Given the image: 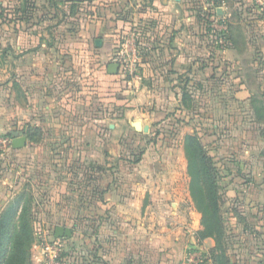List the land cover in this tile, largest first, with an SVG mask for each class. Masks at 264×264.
<instances>
[{
    "label": "crops",
    "instance_id": "obj_1",
    "mask_svg": "<svg viewBox=\"0 0 264 264\" xmlns=\"http://www.w3.org/2000/svg\"><path fill=\"white\" fill-rule=\"evenodd\" d=\"M25 1L31 3V8L22 4ZM39 1L51 3L42 8V12H46L44 17L49 19L59 18L55 22L59 26L73 23L79 17L78 27H65L66 33L79 34L80 42L93 43L81 45L84 58L79 53L82 64H79V75L61 69V60L42 61L40 38L35 43L33 37L23 40L24 35L33 33L38 26L37 22L29 21L41 10ZM171 1L15 0L17 7L13 15L17 20L8 29L17 34L16 49L23 47L21 45L31 46L27 48L28 52L13 59L17 83L12 85L9 80L0 83V211L17 194L25 191L32 197L45 194L41 204L33 199L32 209L48 210L57 185L62 198L75 209H90L93 203L97 211L106 208V214L96 215V239L100 243L96 264H147L145 253L155 242L160 254L159 264H183L188 248L207 252L215 245L212 237L197 241L196 234L201 228L199 215L183 212L193 208L187 199L189 177L186 172L151 170L143 160L136 167L129 155L114 151L119 150V137L107 143L108 153H99L98 146L104 148V128L113 134L119 128L135 133L134 123L139 122L145 133L151 119L168 109L170 102L165 103L159 91H164L174 101L175 94L171 97V90L179 89L183 107L180 87L185 82L192 83L189 92L193 113L214 114L216 108H221L218 112L230 113L233 108L242 114L252 109L253 101L264 99V80L261 90H251L247 88L245 76L229 72L234 64L227 56L233 47H223L222 37L230 38L229 45H235L236 39L231 34L233 11L227 0H192L185 4V9V0ZM238 1L240 16L246 15L248 3L258 1L264 5V0ZM158 2H163L165 8L158 9ZM189 4L192 10L186 9ZM204 12L210 14L208 23L203 21ZM261 23L264 25V20ZM262 27L259 37L264 45ZM51 32L50 26L47 33ZM116 33L134 35L144 49L140 78L125 81L118 70L116 73L109 71ZM174 43H180L179 53L176 58L166 60L165 56L174 51ZM75 48V45H54L53 49L65 50L67 60L75 63ZM214 55L222 59L216 60ZM90 59L88 75L87 60ZM220 68L224 69L221 73ZM175 72H179V83L173 78ZM105 97L111 103L106 114L115 115L106 122L101 117L105 114ZM210 121L215 125L213 119ZM237 122H243L242 118ZM37 130L41 132V138H30V133ZM13 133L25 137L24 146H12ZM89 150L94 152V157L88 155ZM61 162L77 168L91 164L92 180L82 194L94 192L95 198L73 200L78 193L73 183L62 185V181L68 179L66 177L58 176L51 184L47 180L48 187L43 191L39 186L35 187L34 178L43 176L47 166L55 168ZM53 172L50 170L49 178L53 177ZM239 192L247 193L246 189H239ZM251 205L256 210L255 215L244 222L251 226V231L244 229L232 235L231 241L246 244L241 253L246 264H260L261 258L264 259V204ZM164 209L176 211L168 220L169 227L164 225L158 232L152 231L153 222L157 221L152 210ZM63 222L53 225L52 231L58 226L69 228ZM240 224L231 220L234 228ZM43 262V255L33 257V264Z\"/></svg>",
    "mask_w": 264,
    "mask_h": 264
},
{
    "label": "rangeland",
    "instance_id": "obj_2",
    "mask_svg": "<svg viewBox=\"0 0 264 264\" xmlns=\"http://www.w3.org/2000/svg\"><path fill=\"white\" fill-rule=\"evenodd\" d=\"M190 1L192 0H185L183 4L184 9L185 4ZM227 2L233 11L231 34L236 39L235 45L232 44L233 49L227 56L234 64V66L231 65L229 72L245 76L248 89L261 90L263 86L262 80H264V45H262L259 35L263 28L262 26H264L261 23L264 20V5L258 1L256 3H248L245 7L246 15L240 16L237 10L239 1L227 0ZM160 3H157L159 5L157 6L158 9H164L165 5L163 2ZM22 4L25 5L26 3ZM48 4L51 3H48V1L38 2V5L41 7L40 12H38L40 17L37 14V17L30 19L29 23L37 22L39 27L37 26L33 33L24 35V37L22 36L23 40H27L26 37L29 39L33 37L35 43V40L40 38L43 44L40 48L42 61L61 60L65 67L63 68L62 66L61 69H65L67 73L71 72L72 75L73 73L79 75V72H81L80 66L82 65L80 64L81 55L79 53H82V57L84 58V50L80 49L82 48L81 45H93V43L88 41L86 43L80 42L78 40L80 39L79 34L71 35L66 33V26H79V17L73 23H66L60 26L55 24V22L60 20L59 18L49 19L48 17H44L46 12H42V8L47 7ZM16 7L17 3L15 0H0V83L9 80L12 82V85L17 83L13 59L17 55L28 52L27 48L31 46L21 45L23 47L20 46V49H16L17 34L8 29L12 25H15L14 22L17 20L13 15ZM41 13L43 14L41 15ZM168 13L170 12L168 11ZM48 20L52 22L49 23ZM50 26L52 34L47 33ZM113 37L115 42H113L112 56L123 35L122 33H116ZM54 45H75L76 51H74L73 57L76 60V64L67 60L65 50H54ZM179 45L174 43V51L165 56L166 60L177 57ZM141 53L142 55L139 56L140 64L136 68L139 74H141L142 59L144 57L143 51ZM173 54L175 56H171ZM221 59V56L216 58V60ZM87 62V73L89 75L92 59L87 60ZM156 70L158 69L156 68ZM219 70L220 73L224 71L222 68ZM122 73L119 72L120 78L124 77ZM175 74H173V78H176L177 83H179V72H175ZM18 80L20 81V79ZM177 83L174 86L177 87ZM189 87L191 90L192 83H189ZM171 92V97L173 96L172 94H175L176 100L174 101L169 99L164 91H159L161 99L164 102L166 101L165 103H170L167 110L160 115L156 114L151 119V124L145 133L142 130L133 133L131 130L125 131L119 128L116 134H113L111 130L104 128V148L98 146L97 151L99 153H108L107 143L110 139H117L119 137V150L114 151L119 154L129 155L130 161L134 162L136 167L140 166V162L143 160V163L151 170L175 171L177 173L180 170L185 171L189 177V181L187 182V199L191 203L190 207L193 208L192 210L187 209L183 212L187 215H190L191 212L198 214L200 224L203 221L209 222V231L215 232L213 212L208 207L207 187L205 180H203L204 176L200 162L201 154H203L205 160L208 161L209 170H211V173L215 177V186L218 194V216L220 215L221 217L224 229L223 245L227 256L219 258V264H246L247 260L241 257L242 250L246 248V244L234 243L231 241V237L232 235L241 233L244 229L251 231V226L248 227L244 224L248 218H253L255 215L256 210L251 204H264V113H254L255 110H264V99H258L252 109H247L242 114L237 113L233 108H230L232 111L230 113L218 112L221 111V108H216L213 112L214 114H202L193 113L194 108L191 102L181 107L179 89H173ZM107 101L108 99L106 100L105 97L103 103L105 114L101 116L104 122L109 121L110 118L115 116L106 114L109 111V105H111L110 101ZM239 118H242L243 122H240L242 124L237 122ZM211 119L215 121V125L210 121ZM216 119L220 120L217 121ZM147 121L149 120L147 119ZM195 143L200 144L201 151ZM63 154L65 155L66 153L63 152ZM88 155L94 157V152L89 150ZM61 158H64V156ZM73 168H76V166ZM50 170L54 171L52 173L54 178H49L48 175H51ZM89 170V163L81 166V168L78 166V171L81 173L80 180L74 179L71 174L72 168L68 164L61 162L55 168L47 166L43 173L40 171L43 176L34 178V185L35 187L39 186L40 191H43L42 189L48 187L47 180L51 184L54 182L52 179L58 176L66 177L68 179H64L62 185H64V182L73 183V186L75 185V192L82 194L84 190L89 188L86 187L87 184L91 183L89 176L92 173L90 172L89 176L87 175ZM191 176H194V190L192 189V182H190ZM177 182H179V178ZM190 187L192 193H190ZM55 189L57 191L55 195H52L54 198H52L51 206L48 207V210L40 208L34 211L32 223L29 226L31 240L28 248V261L30 264H33V257L35 255H42L39 239L40 230L48 229L52 234L53 225L64 221V225L71 229V236L61 239L64 248L60 251V257L64 259L65 264H96V252L100 247V243L96 239V215L98 213L106 214L108 210L101 208V210L97 211L95 203L92 204L89 210H76L73 205L70 206L68 201L62 198L58 185L55 186ZM239 189H246L247 193L242 194V192H239ZM45 196V194L39 197L34 196L32 199L41 204L42 200H45ZM81 196L87 197L88 195L84 193ZM170 212L171 210L169 211L168 209L152 210L153 216L157 217V221H152L154 224L151 230L158 232V228L161 226L166 225L169 227L168 220L176 211ZM177 212L179 213V211ZM47 215L50 216L47 217ZM159 216L163 219L159 218ZM232 219L241 223L240 226L236 228L231 226ZM18 230L19 225L13 227L14 233H17ZM156 245V242L153 243L152 249L145 253L147 264H159L161 262ZM86 251L90 252V254H86L87 256L83 254ZM259 263L264 264V259L261 258ZM206 264H210V262Z\"/></svg>",
    "mask_w": 264,
    "mask_h": 264
},
{
    "label": "trees",
    "instance_id": "obj_3",
    "mask_svg": "<svg viewBox=\"0 0 264 264\" xmlns=\"http://www.w3.org/2000/svg\"><path fill=\"white\" fill-rule=\"evenodd\" d=\"M25 7L28 6L31 8V3L25 1ZM53 4V3H52ZM187 10H192L193 7L191 4H189L186 7ZM209 15L207 12H204L203 21L208 23ZM224 45L223 47L229 48L233 47V45L230 44V38L227 36L222 37ZM143 56L145 54L144 49L142 46H140L139 54L140 56ZM189 82H185V85L181 88V102L186 106L189 102L192 104V97L189 86ZM255 102L253 101V107ZM254 113H264V110H255ZM30 138L35 139L37 137L41 136V132L39 130L32 131L30 133ZM41 138V137H40ZM199 147V150L201 151L200 144L195 143ZM200 162L202 164V170H203V176L205 180V184L207 187V199H208V207L211 212H213V221L215 222L214 227L216 229L215 232H210L209 230V222L203 221L201 225V229L197 231V241H201L204 238L212 237L215 241V245L212 249L207 251L208 254V260L207 262H210V264H219V258H224L226 253L224 252V229L222 225V220L220 215L218 216V199H217V191L215 186V177L214 174L211 173V170H209V164L208 161L205 160V156L201 154ZM264 155V153H263ZM91 165V164H90ZM72 168L73 171L71 173L76 176L77 179L80 180L81 173L78 171V168H73L74 166H69ZM93 167V166H92ZM90 169L91 166H90ZM87 172V171H86ZM87 175L89 176V173ZM92 178L89 176V181H91ZM190 182H192V189L194 190V176L190 177ZM192 189L190 187V193H192ZM88 196L82 197L80 193L76 195V197L73 198V200L84 201L90 200L91 198H94V192L93 193H85ZM94 195V196H92ZM33 199L30 193L28 192H21L15 196V198L8 203L1 211H0V264H30L28 261V248L30 245L31 237L29 235V226L32 223V219L34 217V211H33ZM76 210H89L88 208L81 209L76 208ZM19 225V230L17 233H14L13 227ZM53 232V231H52ZM54 233V232H53ZM66 239V238H61ZM84 253H89L88 251ZM83 253V254H84ZM84 256V255H82ZM223 256V257H222ZM227 256V255H226ZM86 259V258H85ZM206 262V263H207Z\"/></svg>",
    "mask_w": 264,
    "mask_h": 264
},
{
    "label": "built area",
    "instance_id": "obj_4",
    "mask_svg": "<svg viewBox=\"0 0 264 264\" xmlns=\"http://www.w3.org/2000/svg\"><path fill=\"white\" fill-rule=\"evenodd\" d=\"M140 46L141 44L134 35H123L115 53H113L112 62L119 65L118 71L123 72V78L126 81L140 78L136 69L140 64ZM39 239L43 264H65L64 259L60 257V251L64 248L61 238H56L54 233L51 234L48 229H42L39 232ZM207 260V252L191 247L185 251L183 264H206Z\"/></svg>",
    "mask_w": 264,
    "mask_h": 264
},
{
    "label": "water",
    "instance_id": "obj_5",
    "mask_svg": "<svg viewBox=\"0 0 264 264\" xmlns=\"http://www.w3.org/2000/svg\"><path fill=\"white\" fill-rule=\"evenodd\" d=\"M174 1H179V0H174ZM109 71L112 73H116L118 70L119 65L117 63H112L109 64ZM136 131H141V126L139 122L134 123ZM14 139L12 142V146L14 148H19L24 146L25 144V137L21 133H13ZM54 236L56 238H61V237H70L71 236V230L69 228L61 227L58 226L54 230Z\"/></svg>",
    "mask_w": 264,
    "mask_h": 264
}]
</instances>
